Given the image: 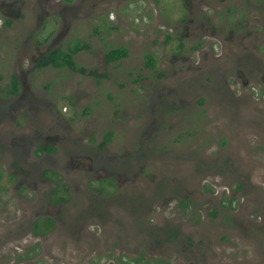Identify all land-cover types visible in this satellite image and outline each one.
<instances>
[{"label":"rangeland","instance_id":"rangeland-1","mask_svg":"<svg viewBox=\"0 0 264 264\" xmlns=\"http://www.w3.org/2000/svg\"><path fill=\"white\" fill-rule=\"evenodd\" d=\"M17 7L0 11V264H264V0ZM75 44L74 67H36Z\"/></svg>","mask_w":264,"mask_h":264},{"label":"flooded vegetation","instance_id":"flooded-vegetation-1","mask_svg":"<svg viewBox=\"0 0 264 264\" xmlns=\"http://www.w3.org/2000/svg\"><path fill=\"white\" fill-rule=\"evenodd\" d=\"M18 3H21V0H11L10 3L4 4L0 2V11L2 13H6L7 15L10 13H13V8L18 9ZM204 0H199V5L200 2H202ZM206 1V0H205ZM201 10H204L203 8L199 7ZM43 13H45V8L43 6ZM202 14V13H200ZM199 14V15H200ZM205 16V14L203 13L202 18ZM207 19V17H206ZM186 21H188L189 23H194L193 28L194 30H198V34L201 37H206L203 35V33H206V28L204 27V22L200 19V18H196L195 16H191L190 19H187ZM1 24V21H0ZM185 31H188L187 27H184ZM105 60V57H104ZM106 62V61H105ZM109 63V62H107ZM17 79V78H16ZM18 81V80H17ZM10 94V93H8ZM15 94V93H14ZM255 94L256 97H261L263 95L257 94V93H253ZM13 95V94H11ZM104 144V141H103ZM48 147H40V149L37 151V153H41V156H39V159L43 162V153H45V155H50L51 151H47ZM106 166V165H104ZM57 168L55 169H51V168H41L40 169V176L46 180V181H50L53 182V187H51L50 191H49V195H48V200L50 201L49 203L52 205H60L65 203L68 200V187H66V185L63 183L62 179L60 178V175L57 173ZM103 180V179H102ZM101 180V181H102ZM107 183L105 184V186L107 187H111L114 185V181L110 178H107ZM100 181V182H101ZM24 186H21V190H24ZM35 224H38L39 226V230L36 229L34 227ZM55 226V221L47 216H43V217H39L36 218L31 224H30V230L29 233L30 235H34V236H41L43 237V235L47 234L50 230H52ZM33 230L39 231L38 233H34ZM176 235V232L173 231L171 232L170 237H173ZM20 257H23L25 259L30 258V255L27 254V252H23L21 254ZM135 261L137 259H134ZM157 262H161V260H156ZM156 264V263H155ZM163 264H168L167 262H164Z\"/></svg>","mask_w":264,"mask_h":264},{"label":"trees","instance_id":"trees-1","mask_svg":"<svg viewBox=\"0 0 264 264\" xmlns=\"http://www.w3.org/2000/svg\"><path fill=\"white\" fill-rule=\"evenodd\" d=\"M82 47H83L82 45L75 44L73 48H70L67 50L60 49L59 47L49 49L46 52H44L41 56H39V58L36 60L35 65L38 68L45 67L48 65L52 67H57V68H60L63 66L72 68L75 66L72 55L76 53L77 51H79ZM126 53L127 51L124 46L108 49L104 53L105 61L106 62L117 61L121 58H124L126 56ZM145 65L149 67H152L154 65V59L150 55L146 56ZM92 74L95 75L94 73ZM8 88L9 89L7 93L14 94L17 92L18 81L14 75L10 76ZM108 134L109 133H107V135L105 136L104 141L107 140ZM50 150L51 148H47V151H50ZM34 227L39 230L38 224H35ZM33 232L38 233L39 231L33 230Z\"/></svg>","mask_w":264,"mask_h":264}]
</instances>
